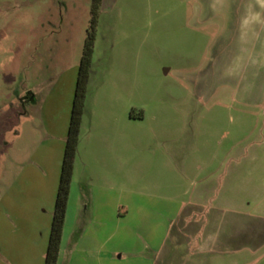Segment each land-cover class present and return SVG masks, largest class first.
Returning <instances> with one entry per match:
<instances>
[{"label": "rangeland", "instance_id": "1", "mask_svg": "<svg viewBox=\"0 0 264 264\" xmlns=\"http://www.w3.org/2000/svg\"><path fill=\"white\" fill-rule=\"evenodd\" d=\"M91 7L0 0V264L45 262ZM97 144L120 164L96 177L76 156L73 180L138 194L112 223L136 253L112 264H181L196 227L179 205L210 178L264 211V0H101L78 155ZM150 207L153 233L130 236Z\"/></svg>", "mask_w": 264, "mask_h": 264}, {"label": "crops", "instance_id": "2", "mask_svg": "<svg viewBox=\"0 0 264 264\" xmlns=\"http://www.w3.org/2000/svg\"><path fill=\"white\" fill-rule=\"evenodd\" d=\"M100 137L103 138L94 135L90 140L96 142ZM117 150L121 151L115 148L109 150L98 144L88 145L81 155H78L77 149L76 156L81 157L90 175L99 177L102 172L98 164L101 162L105 164L109 160L120 164V152ZM73 179L74 175L57 264H112L117 253H120L118 258L123 256L122 251L124 254H135L131 247L122 249L119 248L120 245L116 247L113 244L116 236L122 233L120 226H114L113 221L119 224L129 214L136 216L132 210L137 208L138 194L129 193L123 197L117 188L105 189L100 188L99 184L94 185V178L88 180L89 184L78 183ZM107 179L114 183L111 176ZM231 181L210 178L208 181L199 182L191 200L179 205L178 213L182 210L190 213L189 215L195 218L193 225L196 227L193 237L183 245L179 244L181 264H264V211H250L244 206L240 208L235 205V193V200L238 201L244 198L246 188L243 185L241 191L236 192ZM95 188L105 190L108 194L104 191L105 194L102 195ZM152 198L145 196L142 209L147 207V203L153 202ZM262 201L264 197L258 200ZM257 207L259 209L260 204ZM152 212L150 207L149 211L144 213L145 225L133 228L130 236L153 233V230L148 228L147 220ZM251 223L256 226L251 227ZM167 227L169 234L171 222ZM166 239L167 236L163 243ZM149 248L154 251L153 246Z\"/></svg>", "mask_w": 264, "mask_h": 264}, {"label": "trees", "instance_id": "3", "mask_svg": "<svg viewBox=\"0 0 264 264\" xmlns=\"http://www.w3.org/2000/svg\"><path fill=\"white\" fill-rule=\"evenodd\" d=\"M100 2L101 0H92L91 18L89 26L86 30V36L78 68L71 117L66 137L58 191L55 200L44 264H57L59 258L65 214L73 177L74 162L79 144L80 126L84 113L85 99L90 77Z\"/></svg>", "mask_w": 264, "mask_h": 264}]
</instances>
